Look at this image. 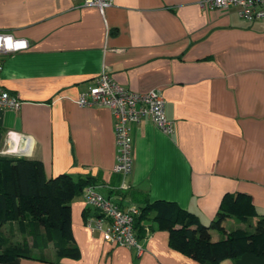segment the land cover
I'll return each instance as SVG.
<instances>
[{
	"label": "crops",
	"instance_id": "0c3cea01",
	"mask_svg": "<svg viewBox=\"0 0 264 264\" xmlns=\"http://www.w3.org/2000/svg\"><path fill=\"white\" fill-rule=\"evenodd\" d=\"M83 2L0 0V32L28 43L2 59L0 91L21 104L0 108V150L9 133L19 134L17 157L39 160L46 178L86 176L122 210L169 201L208 225L224 194L241 193L264 215V21L246 22L234 7L203 9L198 0H113L104 10ZM102 71L134 92L160 90L174 125L165 134L148 118L129 124L125 177L113 171L111 111L75 103ZM90 214L81 194L71 200L77 258L58 257L53 241L41 245L19 220L4 223V237L30 257L0 264H206L173 249L152 219L142 222L137 253L88 228ZM231 218L242 226L227 231L246 227L233 216L223 223ZM217 264H264V256Z\"/></svg>",
	"mask_w": 264,
	"mask_h": 264
},
{
	"label": "trees",
	"instance_id": "16d2710c",
	"mask_svg": "<svg viewBox=\"0 0 264 264\" xmlns=\"http://www.w3.org/2000/svg\"><path fill=\"white\" fill-rule=\"evenodd\" d=\"M89 184L86 176L74 180L65 173L46 178L42 163L36 159L0 156V262L30 257L25 247L11 244L1 230L4 223L18 220L26 224L33 238L45 236L44 246L53 241L58 257L77 258L78 248L72 244L70 202ZM150 213H154L151 218ZM231 216L245 222L246 227L227 231L223 222ZM146 219L168 232L173 249L201 263L217 264L247 252L264 256V215L256 214L245 194H224L208 225L173 202L148 203L134 216L137 238L143 233L142 222ZM213 229L221 234L217 240L212 238ZM56 230L60 234L57 240L53 238Z\"/></svg>",
	"mask_w": 264,
	"mask_h": 264
},
{
	"label": "built area",
	"instance_id": "2783aa9c",
	"mask_svg": "<svg viewBox=\"0 0 264 264\" xmlns=\"http://www.w3.org/2000/svg\"><path fill=\"white\" fill-rule=\"evenodd\" d=\"M112 1L84 0L83 4L104 10ZM198 4L203 9L226 10L234 7L238 16L246 22L264 21V0H198ZM27 47L26 40L0 32V70L4 56ZM75 103L79 106H103L111 111L114 117L116 147L113 171L122 177H125L132 168L130 123H139L143 118H148L165 134H171L174 130L173 122L165 116L164 99L160 90L134 92L119 84L106 71L97 76L93 86L78 95ZM20 104L21 101L8 91H0V108L17 110ZM20 140L19 134L9 133L0 150V156L19 155ZM122 186H126L124 181ZM81 196L91 210V214L85 220L88 228L101 232L103 239L110 244L134 248L137 253L143 251L133 227L138 208L131 206L124 210L119 209L114 202L99 193L93 184L86 185Z\"/></svg>",
	"mask_w": 264,
	"mask_h": 264
},
{
	"label": "rangeland",
	"instance_id": "374dc122",
	"mask_svg": "<svg viewBox=\"0 0 264 264\" xmlns=\"http://www.w3.org/2000/svg\"><path fill=\"white\" fill-rule=\"evenodd\" d=\"M15 156V155H14ZM223 225L225 226V229H233V228H235V227H240V226H242L241 224H238L237 223V220H235V219H233V218H231V219H228V220H226L225 221V223H223ZM54 233H55V236H56V238L58 239V238H60V234H59V232L56 230V231H54ZM216 237V236H215ZM43 238H44V236H42V235H38V239H39V242L41 243V245H43ZM51 245H52V243H51ZM50 245V246H51ZM34 251H36V250H34ZM51 251L49 250V253H50Z\"/></svg>",
	"mask_w": 264,
	"mask_h": 264
},
{
	"label": "bare ground",
	"instance_id": "6f19581e",
	"mask_svg": "<svg viewBox=\"0 0 264 264\" xmlns=\"http://www.w3.org/2000/svg\"><path fill=\"white\" fill-rule=\"evenodd\" d=\"M12 146H14L13 144H12ZM21 150V149H20Z\"/></svg>",
	"mask_w": 264,
	"mask_h": 264
}]
</instances>
